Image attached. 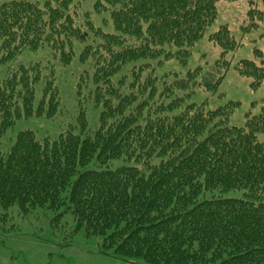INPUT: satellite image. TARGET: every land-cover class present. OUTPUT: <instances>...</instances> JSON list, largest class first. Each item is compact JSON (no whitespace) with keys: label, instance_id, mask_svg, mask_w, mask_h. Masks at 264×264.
<instances>
[{"label":"trees","instance_id":"trees-1","mask_svg":"<svg viewBox=\"0 0 264 264\" xmlns=\"http://www.w3.org/2000/svg\"><path fill=\"white\" fill-rule=\"evenodd\" d=\"M219 1L95 0L93 12L108 13L102 22L113 31L81 14L77 0L1 4L0 64L44 50L65 66L76 50L83 69L73 92L77 115L61 107L50 60L0 78V220L57 212V233L98 237L103 253L130 263L264 264V105L231 126L238 103L184 104L200 68L158 76L149 62L159 55L185 62ZM208 40L222 54L240 45L227 26ZM262 64L241 60L235 69L256 88ZM224 71L201 85L214 90ZM88 101L100 108L92 127ZM39 117L57 121L58 134L7 136L18 121ZM67 214L73 225L60 231Z\"/></svg>","mask_w":264,"mask_h":264},{"label":"rangeland","instance_id":"rangeland-1","mask_svg":"<svg viewBox=\"0 0 264 264\" xmlns=\"http://www.w3.org/2000/svg\"><path fill=\"white\" fill-rule=\"evenodd\" d=\"M12 0H0V5ZM80 2V13L91 12V19L96 26L105 31H113L111 23L103 24L102 19L108 13L96 14L93 12L95 0H77ZM256 1V7L249 4ZM217 15L201 39L193 46L190 55L182 62L180 58L171 56L169 59L159 55L149 59L158 76L184 78L188 71L200 68L195 77L200 82L194 93L188 97L184 104L201 103L207 101L205 107L212 110L226 105L229 102L238 103L228 116V124L242 126L247 114L253 115L260 112L264 105V79L261 84L253 88L252 79L239 75L235 69L241 60L255 61L262 66L264 61V0H220L217 3ZM251 9H254L251 10ZM257 12L261 13L258 17ZM253 23V25H250ZM221 26H227L230 34L239 45L235 50L222 54V49L208 40V35ZM257 51V54L255 53ZM79 52L75 50L72 62L69 65H57L46 51H24L13 59L0 64V78L20 64L40 63L45 64L50 60L55 68V81L60 90L62 99L61 107L70 115H76L78 108L73 98L78 77L83 66L77 62ZM141 62V61H138ZM225 69L224 77L214 89H208L201 82H209L213 76ZM210 71V75L202 76ZM192 84V82H190ZM192 89L193 86H190ZM75 109V110H74ZM100 108L91 107L88 101L86 120L89 127L97 123ZM75 123V118H73ZM57 121H48L44 117L18 121L9 130L7 136H12L22 129H30L38 136L46 134L56 136L59 132ZM123 164L122 160L115 161ZM125 164V163H124ZM230 195H234L230 193ZM57 212L38 209L27 219H20L16 213L7 221L0 220V264H142L130 263L103 253L98 237L82 238L74 236L64 237L66 233H57L51 225V219ZM66 228L60 231L67 232L73 225L72 217L67 214L62 217L60 225L65 223Z\"/></svg>","mask_w":264,"mask_h":264}]
</instances>
